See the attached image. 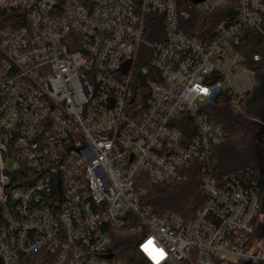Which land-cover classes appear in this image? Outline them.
I'll list each match as a JSON object with an SVG mask.
<instances>
[{
	"label": "built area",
	"instance_id": "1",
	"mask_svg": "<svg viewBox=\"0 0 264 264\" xmlns=\"http://www.w3.org/2000/svg\"><path fill=\"white\" fill-rule=\"evenodd\" d=\"M195 6L218 13L210 39L183 31L179 0H0L1 264H127L120 230L139 232L148 264H264L258 184L214 174L228 132L209 111L244 113L264 0ZM194 170L190 221L142 204V180Z\"/></svg>",
	"mask_w": 264,
	"mask_h": 264
},
{
	"label": "trees",
	"instance_id": "2",
	"mask_svg": "<svg viewBox=\"0 0 264 264\" xmlns=\"http://www.w3.org/2000/svg\"><path fill=\"white\" fill-rule=\"evenodd\" d=\"M179 6L183 11L181 24L184 23L182 28L185 33L202 40L210 39L213 36L215 25L219 21L218 13H202L196 9L192 0H179ZM259 49L249 48V53ZM245 103L247 110L264 116V65L258 68V83L250 93L247 102L245 98L244 107ZM209 111L211 118L222 123L228 132L226 141L215 147L213 151V172L220 177L235 174L249 184L253 181L257 182L262 199V216L257 221V225L264 218V178L259 179L256 177L257 171L249 168L248 159L249 156L252 157V148L249 150L246 146H242L240 149L233 147V142H236L238 134L243 141L241 144L245 142L244 134L247 132L248 119L245 118L244 113L237 114L228 105H222L220 102L209 107ZM258 138L254 137L251 140L253 144H258ZM201 177V173L194 170L187 180L174 183L155 184L144 179L141 181V185L145 189L142 204L149 205L153 213L158 216L173 212L179 214L185 221H190L195 217L204 201L200 190ZM113 247L115 256L127 264H148L133 245H124L114 239ZM40 258L39 254H33L25 257L21 264H41Z\"/></svg>",
	"mask_w": 264,
	"mask_h": 264
},
{
	"label": "rangeland",
	"instance_id": "3",
	"mask_svg": "<svg viewBox=\"0 0 264 264\" xmlns=\"http://www.w3.org/2000/svg\"><path fill=\"white\" fill-rule=\"evenodd\" d=\"M184 13V17H185ZM187 18V17H186ZM184 25V23L182 24ZM250 94L246 96V102L249 98ZM245 118L248 119V128L246 134L244 136L246 137V140L244 143L241 144L242 138H239V134L236 135V142H233V147L236 149H240L242 146L248 147L249 150L252 148V157L249 156V168L255 169L257 171V176L259 179L264 178V116L262 117L257 112H251L246 109V103L244 107V114ZM254 137H259L257 141V145L253 144L251 141ZM8 166H11L9 163H7ZM257 235L264 236V218L257 224ZM139 232L134 231H125L120 230L115 232L114 238L115 240L122 242L124 245H134L137 243L139 239Z\"/></svg>",
	"mask_w": 264,
	"mask_h": 264
},
{
	"label": "water",
	"instance_id": "4",
	"mask_svg": "<svg viewBox=\"0 0 264 264\" xmlns=\"http://www.w3.org/2000/svg\"><path fill=\"white\" fill-rule=\"evenodd\" d=\"M194 3H198V2H201L202 0H192ZM130 64V62L128 63ZM128 69V65L125 67V71ZM245 264H249L248 262L245 263Z\"/></svg>",
	"mask_w": 264,
	"mask_h": 264
},
{
	"label": "snow or ice",
	"instance_id": "5",
	"mask_svg": "<svg viewBox=\"0 0 264 264\" xmlns=\"http://www.w3.org/2000/svg\"><path fill=\"white\" fill-rule=\"evenodd\" d=\"M151 243V242H150Z\"/></svg>",
	"mask_w": 264,
	"mask_h": 264
}]
</instances>
